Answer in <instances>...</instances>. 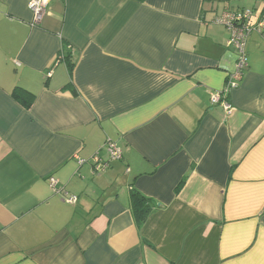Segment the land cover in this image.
I'll use <instances>...</instances> for the list:
<instances>
[{"label":"crops","instance_id":"0c3cea01","mask_svg":"<svg viewBox=\"0 0 264 264\" xmlns=\"http://www.w3.org/2000/svg\"><path fill=\"white\" fill-rule=\"evenodd\" d=\"M242 9L264 20V0H50L35 25L0 0V264H264V31L232 111L210 102L236 60L215 19ZM133 190L157 207L140 227Z\"/></svg>","mask_w":264,"mask_h":264},{"label":"built area","instance_id":"2783aa9c","mask_svg":"<svg viewBox=\"0 0 264 264\" xmlns=\"http://www.w3.org/2000/svg\"><path fill=\"white\" fill-rule=\"evenodd\" d=\"M49 2L50 0H28V8L32 13L33 24L36 25L42 21ZM253 16L252 9L225 10L215 19L216 23L226 28L228 32L226 46L232 47L236 56L233 68L227 72L222 90L210 97V102L220 104L226 113H230L233 109L226 97L239 86L248 64L247 39L254 31L259 33L264 31V20L261 18L253 20ZM104 148L110 160L119 158L121 155L120 149L112 142L105 143ZM92 159L94 160L93 170L95 173L104 171L109 165L108 162L101 161L98 153L93 155ZM50 183L54 187L56 180L51 178ZM75 200V196H70L67 199L68 202H74Z\"/></svg>","mask_w":264,"mask_h":264},{"label":"trees","instance_id":"16d2710c","mask_svg":"<svg viewBox=\"0 0 264 264\" xmlns=\"http://www.w3.org/2000/svg\"><path fill=\"white\" fill-rule=\"evenodd\" d=\"M23 104L26 108L30 106V104H27V101H23ZM155 203L149 199L148 197H145L137 190L131 191L130 194V209L133 214L135 223L138 227H140L149 217V215L156 210Z\"/></svg>","mask_w":264,"mask_h":264}]
</instances>
